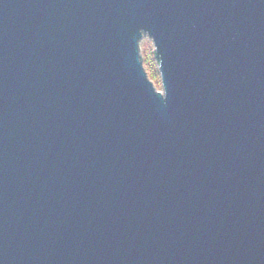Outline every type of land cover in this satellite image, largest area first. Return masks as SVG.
Segmentation results:
<instances>
[{
    "label": "water",
    "instance_id": "obj_1",
    "mask_svg": "<svg viewBox=\"0 0 264 264\" xmlns=\"http://www.w3.org/2000/svg\"><path fill=\"white\" fill-rule=\"evenodd\" d=\"M0 264H264V0H0Z\"/></svg>",
    "mask_w": 264,
    "mask_h": 264
},
{
    "label": "rangeland",
    "instance_id": "obj_2",
    "mask_svg": "<svg viewBox=\"0 0 264 264\" xmlns=\"http://www.w3.org/2000/svg\"><path fill=\"white\" fill-rule=\"evenodd\" d=\"M141 46H142V50H143V53H144L145 64H146L148 70H149V66H148L149 62H154V65L158 69V67L156 65V62L154 60V56H153L154 47H153L152 41L149 38H144L141 41ZM153 80L155 81V83L158 86V88L161 90V78H160V75L158 77H156V78H153Z\"/></svg>",
    "mask_w": 264,
    "mask_h": 264
},
{
    "label": "trees",
    "instance_id": "obj_3",
    "mask_svg": "<svg viewBox=\"0 0 264 264\" xmlns=\"http://www.w3.org/2000/svg\"><path fill=\"white\" fill-rule=\"evenodd\" d=\"M148 66H149V71L151 73L150 77H152V78L158 77L159 76V72H158V69L156 68V66L154 65V62H149Z\"/></svg>",
    "mask_w": 264,
    "mask_h": 264
}]
</instances>
